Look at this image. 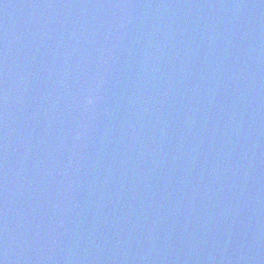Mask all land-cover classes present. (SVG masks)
I'll use <instances>...</instances> for the list:
<instances>
[{"label": "water", "instance_id": "95a60500", "mask_svg": "<svg viewBox=\"0 0 264 264\" xmlns=\"http://www.w3.org/2000/svg\"><path fill=\"white\" fill-rule=\"evenodd\" d=\"M3 264H264V0H0Z\"/></svg>", "mask_w": 264, "mask_h": 264}, {"label": "snow or ice", "instance_id": "6c2138e0", "mask_svg": "<svg viewBox=\"0 0 264 264\" xmlns=\"http://www.w3.org/2000/svg\"><path fill=\"white\" fill-rule=\"evenodd\" d=\"M0 264H3V262H2V261H0Z\"/></svg>", "mask_w": 264, "mask_h": 264}]
</instances>
